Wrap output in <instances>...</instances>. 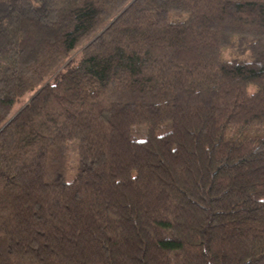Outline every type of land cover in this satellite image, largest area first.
<instances>
[{"label":"trees","instance_id":"1","mask_svg":"<svg viewBox=\"0 0 264 264\" xmlns=\"http://www.w3.org/2000/svg\"><path fill=\"white\" fill-rule=\"evenodd\" d=\"M0 264H264V0H0Z\"/></svg>","mask_w":264,"mask_h":264}]
</instances>
